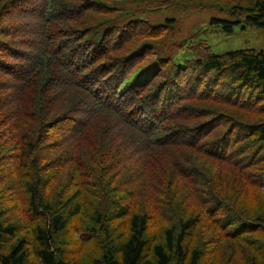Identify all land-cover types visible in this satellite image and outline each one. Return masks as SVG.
Instances as JSON below:
<instances>
[{
    "label": "trees",
    "instance_id": "16d2710c",
    "mask_svg": "<svg viewBox=\"0 0 264 264\" xmlns=\"http://www.w3.org/2000/svg\"><path fill=\"white\" fill-rule=\"evenodd\" d=\"M191 15L264 0H0V264H264V49Z\"/></svg>",
    "mask_w": 264,
    "mask_h": 264
},
{
    "label": "rangeland",
    "instance_id": "374dc122",
    "mask_svg": "<svg viewBox=\"0 0 264 264\" xmlns=\"http://www.w3.org/2000/svg\"><path fill=\"white\" fill-rule=\"evenodd\" d=\"M193 15V14H192ZM189 16L182 23L183 28L191 27V32L185 30L179 37H168L164 40H156L155 45L158 51L164 50L175 57L177 63H182L184 57L188 55L185 51H180L181 42H187L193 39L203 38L211 45L212 49L217 53H223L239 49H264V27H258L240 22L234 25L233 30L226 31L221 25L211 23L206 16L197 15ZM182 42V43H183ZM167 43L170 49L167 50ZM152 59V58H151ZM145 60V63L148 62ZM153 60L146 66L151 65ZM148 74H144L141 80L147 78ZM209 264H220L214 262Z\"/></svg>",
    "mask_w": 264,
    "mask_h": 264
}]
</instances>
